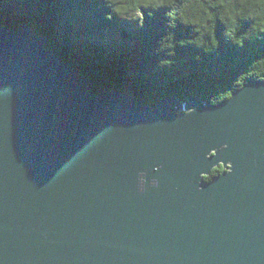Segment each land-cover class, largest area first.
Listing matches in <instances>:
<instances>
[{
	"label": "water",
	"instance_id": "95a60500",
	"mask_svg": "<svg viewBox=\"0 0 264 264\" xmlns=\"http://www.w3.org/2000/svg\"><path fill=\"white\" fill-rule=\"evenodd\" d=\"M92 85L0 27V264H264V82L153 109Z\"/></svg>",
	"mask_w": 264,
	"mask_h": 264
},
{
	"label": "trees",
	"instance_id": "16d2710c",
	"mask_svg": "<svg viewBox=\"0 0 264 264\" xmlns=\"http://www.w3.org/2000/svg\"><path fill=\"white\" fill-rule=\"evenodd\" d=\"M25 26L95 94L152 109L169 97L216 105L264 82V0H0V27Z\"/></svg>",
	"mask_w": 264,
	"mask_h": 264
}]
</instances>
